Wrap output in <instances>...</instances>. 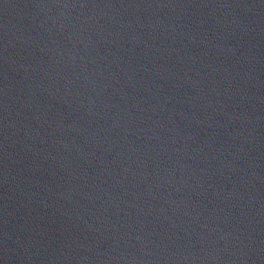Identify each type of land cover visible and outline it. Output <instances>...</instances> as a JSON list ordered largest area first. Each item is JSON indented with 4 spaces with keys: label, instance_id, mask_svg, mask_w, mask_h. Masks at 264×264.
Listing matches in <instances>:
<instances>
[{
    "label": "water",
    "instance_id": "obj_1",
    "mask_svg": "<svg viewBox=\"0 0 264 264\" xmlns=\"http://www.w3.org/2000/svg\"><path fill=\"white\" fill-rule=\"evenodd\" d=\"M0 264H264V0H0Z\"/></svg>",
    "mask_w": 264,
    "mask_h": 264
}]
</instances>
